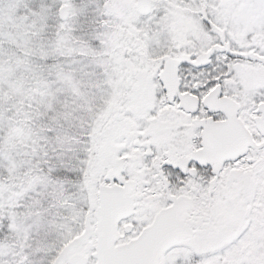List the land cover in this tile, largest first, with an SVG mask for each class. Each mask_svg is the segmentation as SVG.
<instances>
[{"label":"snow or ice","instance_id":"snow-or-ice-1","mask_svg":"<svg viewBox=\"0 0 264 264\" xmlns=\"http://www.w3.org/2000/svg\"><path fill=\"white\" fill-rule=\"evenodd\" d=\"M0 264H264V0H0Z\"/></svg>","mask_w":264,"mask_h":264}]
</instances>
